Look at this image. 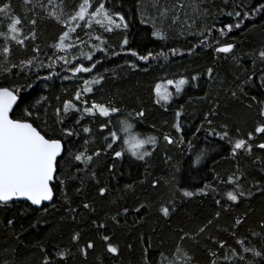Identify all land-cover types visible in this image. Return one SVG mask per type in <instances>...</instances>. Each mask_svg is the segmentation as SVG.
Here are the masks:
<instances>
[{
	"label": "trees",
	"instance_id": "trees-1",
	"mask_svg": "<svg viewBox=\"0 0 264 264\" xmlns=\"http://www.w3.org/2000/svg\"><path fill=\"white\" fill-rule=\"evenodd\" d=\"M148 1L99 0L105 3L113 16L115 13L124 16L128 28L121 25L108 32L93 21L90 28H77L75 33L69 34L77 46L60 51L53 45L59 43V36L68 28L56 23L48 13L59 14L63 10L61 20L66 22L74 11L79 10L83 0H53L52 4L49 0H30L28 4L24 0H0V6L9 3V11L21 19L18 39L24 40L20 45L0 35V62L6 61L7 68H11V72L0 74V85L15 88L31 81L32 88L25 87L18 94L20 106H15L13 115L20 117L23 111L32 107L35 119L36 109H39L40 120L36 123L40 129L63 141L64 159L60 163V175L66 178L65 185L58 181L52 185L53 201L40 210L24 202L0 208V264H42L45 254L54 255L57 249L72 253L67 257V264H145L146 260L150 264H185L184 253L193 257L191 264H210L212 257L208 249L218 251L219 264H228L223 260L225 250L213 244V239L226 242L228 247L237 251V257L229 254V261L242 264L238 256L243 254L255 264H264L259 257L242 253L240 245L236 244L237 239H242L245 246L264 252V229L260 228L264 224V191L261 190L264 189V154L253 148L251 155L240 150L232 156V143L238 138L247 140L249 132L254 134V140L249 143L264 142L255 135V128L264 123V117L259 116V105L251 100L252 96L264 100L259 76L254 77L255 84L245 86L246 94L238 93V98L231 95L236 84L240 83L237 80L240 73L248 70L245 74L252 71L259 74L264 68L256 55L264 50V14L250 15L239 29L234 28L224 37L216 31L236 22L224 12L248 11L264 0H228L227 3L225 0H194L199 8L197 16L192 19V22L195 19V25L186 32H164V41L153 37L156 29L142 16V5ZM97 3L98 0H89V14ZM87 19L86 16L80 24H86ZM32 20L36 21L35 25ZM141 20L145 22L141 23ZM9 22L4 21L0 32L7 33L6 24ZM115 22L119 23L118 20ZM205 26L212 30V35L206 37L212 47L199 43L205 39L198 34ZM125 39L128 43L121 48ZM217 40L220 44H234L233 53H215L214 48L219 46ZM5 47L9 48L7 55L3 51ZM33 48H38V51L34 52ZM173 48L178 50L174 56L171 55ZM131 51L142 55L165 52L167 59L158 57L143 62L131 56ZM89 54L92 60L87 59ZM253 59L256 60L255 68ZM27 60H32V65L23 73L19 67H12ZM96 60L100 62L92 72L73 75L74 67L81 64L90 67ZM131 64L136 67H129ZM209 68L213 70L212 78L208 75ZM193 76L197 79L192 80ZM181 78L188 80L181 93L175 92L167 104L161 101L163 107L156 104L155 86ZM243 78L241 76V80ZM93 79H100V83H89L87 87L92 91L83 92L85 80ZM77 92H81V101L75 100ZM21 96L25 99L23 104H20ZM85 100L87 104L83 102ZM65 101H71L80 109L90 107L93 102L115 105L122 109L121 119L128 113L135 116L137 111L143 110L144 117L138 122H129L135 124L132 134H139L141 138L147 135L157 138L154 149L151 145L145 146L152 155L138 161L125 153L114 160L112 150L107 154L104 152V136L110 135L109 129H118L111 128L109 124L101 133V124L107 122V118L100 117L98 113L85 115L77 125L82 112L69 110L65 115ZM213 108L217 114L210 117L213 123L208 124L204 116ZM57 109L60 110L62 124L57 123ZM178 110H182L181 132H176L173 127ZM222 125L227 126L229 137L220 140L215 135H208L211 130L223 133ZM84 126L90 128V133L83 132ZM61 128L75 129L78 135L65 138ZM165 134L177 143L169 145L163 139ZM181 138L184 143H179ZM189 141L193 144V154L188 151ZM85 147L88 154L100 151L101 155L94 157L87 173L77 172L84 165L68 153L84 151ZM114 148L120 150L116 145ZM201 150L205 156L196 165L195 154ZM93 171L96 179H91ZM233 173L244 174L239 183L249 197H238L237 203L228 201L225 196L226 191L234 189V185L221 182ZM73 176L80 177L83 183L81 179L70 178ZM157 181L158 187L153 189L152 184ZM205 184L209 187L205 188ZM254 184L259 187H254ZM100 187L107 189L103 197L99 195ZM212 187L219 195L211 191ZM185 190L203 191L208 195L185 198L182 196ZM173 199L174 205L168 206L174 207L175 211L165 218L159 209ZM217 199L220 204L216 203ZM84 203H88L90 208L85 209ZM141 204L145 207L136 212ZM236 218L243 223L233 229ZM9 219L14 221L13 225L8 224ZM209 220L213 223L205 233L195 239L180 240L185 232L194 235ZM93 221L105 223L107 227L98 230ZM76 232L80 233V246L88 241L95 244L86 258L72 243L71 237ZM232 232L235 235H230ZM252 232L260 233V236L254 237ZM100 233H106L110 237L108 243L117 247L115 255L107 252V244L100 238ZM177 245L181 253H177Z\"/></svg>",
	"mask_w": 264,
	"mask_h": 264
},
{
	"label": "snow or ice",
	"instance_id": "snow-or-ice-1",
	"mask_svg": "<svg viewBox=\"0 0 264 264\" xmlns=\"http://www.w3.org/2000/svg\"><path fill=\"white\" fill-rule=\"evenodd\" d=\"M30 0H24L25 4H28ZM228 0H225L227 3ZM53 0H49V4H52ZM89 0H83V2L79 5V10L74 11L73 14L70 15L68 20L62 21L61 16L64 15L63 10L59 14L49 12L48 15L56 21L58 24H62L68 28L67 31L63 32L62 35L59 36V43L54 44L53 46L60 50H65V41L68 39L70 33H75L77 28L83 27H91L93 21L96 24L105 28L106 31L112 32L114 28H120L121 25L125 29L128 28V24L125 22V17L120 15L119 13H115L114 16L111 14L105 6V3L99 2L94 6V11L90 14L88 12L89 9ZM155 6V4L153 5ZM184 7L183 4L177 3L169 6H161L159 10V18L166 19L169 13H174L172 18V23L175 24L179 19V14L176 13V9H182ZM194 10L199 12L198 5L194 3ZM237 8L240 6L237 5ZM11 5L9 3H4L3 6H0V26H3L4 21H10L6 24L7 33H11V36H8L7 33L0 32V35L4 37L5 40L11 39L15 41L17 44L23 45L24 40L18 39L20 35V29L18 25L21 24V19L14 15L9 11ZM223 12V10H221ZM225 15L233 17L236 20L235 24H226L224 28L216 29L219 31L220 36L224 37L227 33H230L235 29H239L241 27V23L243 20H247L249 16H256L258 14H264V2L259 3L256 6H252L248 11H240L234 10L233 12H224ZM86 16L88 17L86 24L81 25V21L86 20ZM155 19V18H154ZM118 20L119 23L115 21ZM144 20H141V23H144ZM35 25L36 21L32 20L31 22ZM187 23V21H185ZM195 19L191 24L188 25L189 29H191L195 25ZM155 28V24H153ZM226 28V31L224 30ZM193 34V33H189ZM200 36H204L205 39L200 40V45L205 47H212V43L206 37L212 35V30L207 26L201 28L198 33ZM153 37L164 41L166 40V35L161 31L154 30L152 33ZM79 36V33H77ZM34 38V37H33ZM27 39V37H24ZM98 39V37H97ZM128 41L125 39L123 44H121V48L127 45ZM217 44L219 46L214 48L215 53L217 54H230L233 53L235 48L234 44H220V41L217 40ZM74 46L73 44L68 45V47ZM100 51H104V49H99ZM5 55L9 53V48L5 47L3 49ZM34 52L38 51V48H33ZM177 49H171V55L177 54ZM119 54V53H117ZM130 55L135 57L137 60L143 62H149L152 59H157L158 57H164L167 59V54L165 52L152 53L149 52L147 55L139 54L136 51H131ZM261 64H264V50H260L258 54H256ZM61 59H64L61 57ZM88 60H92V55L89 54L87 56ZM67 63V61L65 60ZM100 61L96 60L90 67L84 66L81 64L80 66L74 67L73 75L76 73H90L93 68L96 67ZM256 60L253 59V68H255ZM32 65V60L21 61L19 65L13 64L12 67H19L21 72L23 73L24 69L28 66ZM239 67V65H237ZM131 68H135V64L129 65ZM248 70H245L247 73ZM11 72V68H7V62H0V74H7ZM213 70L211 68L208 69V75L212 78ZM240 73L237 76V80L240 83L236 84L235 90L231 91V95L233 98H238V93H245V86L255 84L256 81L254 77L259 76V87L264 90V68L261 69V72L258 74L255 71H252L250 74ZM241 76L244 78L241 80ZM44 79H48L49 77H43ZM192 80H196L197 77L193 76ZM89 83L99 84L100 79H93L92 81L85 80V87L83 92H91L92 89L87 87ZM188 83L186 79L179 80H168L167 85L174 87L175 92L177 94L181 93L184 85ZM32 88L31 81H28L26 85H17V87L13 88L9 85H0V208H6L9 206L12 201H27L30 202L31 205L39 207L42 202L51 201L53 199V187L55 182H59L60 185H65L66 178L60 175V163L64 159L63 155V141L57 138L55 135H48L43 132L36 121L40 120L39 109H36L35 119H33V109L29 107L27 110L22 112L20 117H16L13 115L14 113V105L19 108V104L17 103L18 94L24 88ZM162 86L157 84L153 89L155 93V103L161 105L167 104L171 97L172 93L167 91L165 88L163 91L161 90ZM81 92H77L75 94V100L81 101ZM252 101H255L259 105V116L264 117V100L256 96L251 97ZM163 101V104H161ZM25 102L24 97H20V104ZM87 104V101H83ZM250 106V105H249ZM64 114L67 115L69 110L72 111H81L82 115L80 119H77L76 124L79 125L80 121L84 119V116H95L97 113L100 117L107 118V122H102L100 127V132L103 133L105 128L111 125V128H116L118 130H111L110 135L104 136L105 148L104 152L107 154L108 150H112L114 153L113 159L121 158L125 153L129 154L132 158L138 161H144L147 157L152 155V152L146 149V145H151L153 149L157 144V138L153 135H147L144 138H141L139 134H132V131L135 127L134 123L129 121H137L139 118L145 116V112L143 110H139L133 116L132 113H128L126 116L121 119L122 109L115 105H102L96 102H93L90 107H85L80 109L76 105H74L71 101H65L63 104ZM216 109L213 108L209 111V113L205 114L204 120L208 124H212L213 121L210 119L211 116L216 115ZM176 122L173 124L176 132H181L182 127L180 123V119L182 116V110H178L175 113ZM47 124V121L44 122ZM57 123L62 124L63 120L60 118V110L57 109ZM122 126V127H121ZM225 129L223 133L215 132V130H211L208 132L209 136L215 135L220 140H224L226 137H229V133L227 131V126L222 125ZM199 131V129H197ZM84 133H90V128L87 126L83 127ZM61 133L63 137H71L73 135H78V132L75 129H64L61 128ZM123 133V135H121ZM255 135L264 139V123L260 124L255 128ZM163 139L167 141L169 145L177 143L172 137L168 134H165ZM254 140V134L249 132L247 136V140L245 139H236L234 143H232V156H236L237 152L240 150L245 151L247 154L251 155L253 152V148L260 149L262 154H264V142H258L255 144H251L249 142ZM231 143V140L229 141ZM88 141L85 140V145H87ZM179 143H184L183 139L179 140ZM114 145L119 147L120 150H116ZM188 151L190 154H193V144L191 141L188 142ZM75 161L84 165L83 169L78 168L77 172L84 171L87 173L90 165L92 164L94 157H99L101 155L100 151H95L92 154H88V148L85 147L84 151H78L77 153H72L69 151L68 153ZM205 153L203 150L199 154H195L194 164L198 165L204 159ZM255 162V161H254ZM239 172V169L237 170ZM244 176L243 173H233L228 176L226 181H221L223 183L234 185V189L232 191H226L225 196L226 199L232 203L238 202V197L249 198L248 194L245 192L243 186L239 183L241 178ZM71 179H81L78 176L70 177ZM91 179H96L95 172H92ZM81 183L83 180L81 179ZM158 181L152 184L153 189L158 187ZM254 187H259V185H253ZM205 188H208L209 185L205 184ZM264 191V189H261ZM79 191V189H77ZM107 189L105 187L99 188V195L101 197L105 196ZM212 192L218 193L215 187H212ZM251 192V189L248 190ZM195 195H208L207 192H192V191H183L182 196L185 198H191ZM67 202V200H65ZM175 201L170 200L168 204L162 205L159 209L161 215L165 218L169 217L170 212L175 211L174 207H169L168 205H174ZM217 204H220L221 201L219 199L216 200ZM83 207L85 209H89L90 205L88 203H84ZM145 205L141 204L140 207L136 208V212H140ZM75 211V210H73ZM124 213H127V209L124 210ZM120 213H117L119 215ZM113 220L115 217L112 218ZM14 221L9 219L8 224L13 225ZM96 225V228L105 229L107 225L105 223H101L98 221H93ZM212 220H209L207 224L199 227L198 231L192 235L185 232L182 236H180V240L183 241L187 239H195L200 234L205 233L208 227L212 224ZM243 221L240 218H236L234 224L232 225L233 229L238 228ZM261 229H264V224L260 225ZM225 231H227L225 229ZM230 235H235L234 232L230 233ZM252 235L260 236V233L252 232ZM100 238L107 244V252L111 254L117 253V247L113 246L111 243H108L110 237L106 233H100ZM72 243L77 246L78 251L86 258L89 250H94L95 244L92 241H88L84 246H80V233L76 232L71 237ZM213 244H218L219 249H224L223 252V260L228 262V264H237V261H229V254L232 257H237V251L231 249L226 245V242L217 241L215 239L212 240ZM251 243V242H249ZM236 244L240 245V249L242 253H250L252 257H259L261 260H264V252L258 251L255 247L245 246L244 241L242 239H237ZM150 247V245H149ZM177 253H181V248L177 245L176 249ZM208 254L212 259L210 260V264H219L220 255H218L217 250L208 249ZM72 255V253L67 250L57 249L54 255L45 254L42 264H67V257ZM185 264H191L193 259L192 256L184 253ZM238 261L242 262V264H255V261L249 260L245 255L240 254L238 256ZM145 264H150V261L146 260Z\"/></svg>",
	"mask_w": 264,
	"mask_h": 264
},
{
	"label": "rangeland",
	"instance_id": "rangeland-1",
	"mask_svg": "<svg viewBox=\"0 0 264 264\" xmlns=\"http://www.w3.org/2000/svg\"><path fill=\"white\" fill-rule=\"evenodd\" d=\"M183 4L184 7L182 9L178 8L176 9V13L179 14V19L175 24L172 23V18L174 13H169L168 17L166 19L159 18V10L161 6H169L171 7L174 4ZM194 0H161V1H153L149 0L148 2H145L144 5H142V16L145 20H147L151 25L155 24V29L157 31L161 32H186L189 30L188 25L192 23V19L197 16V11L194 10ZM155 4V6H153ZM196 4V3H195ZM2 15V14H0ZM155 18V19H154ZM187 21V23H185ZM165 34V33H164ZM71 36L68 37V39L64 42L65 43V49L70 48L68 45L73 44L75 47L78 44H75L72 39H70ZM162 86V91L167 88V91L173 94L175 93V88L168 86L167 81L159 83Z\"/></svg>",
	"mask_w": 264,
	"mask_h": 264
},
{
	"label": "water",
	"instance_id": "water-1",
	"mask_svg": "<svg viewBox=\"0 0 264 264\" xmlns=\"http://www.w3.org/2000/svg\"><path fill=\"white\" fill-rule=\"evenodd\" d=\"M17 103H18V100H17ZM15 106L16 105H14L13 107L15 108ZM53 198H54V192H53ZM52 201H53V199L51 201L42 202V204L39 207L31 205L30 202H27V201H12V202H10V204L18 203V202H24V203L28 204L29 206H31V207H33L35 209L40 210L43 206L50 205Z\"/></svg>",
	"mask_w": 264,
	"mask_h": 264
}]
</instances>
